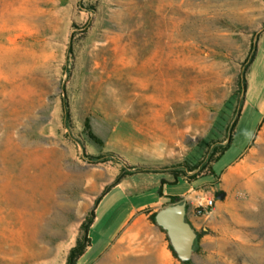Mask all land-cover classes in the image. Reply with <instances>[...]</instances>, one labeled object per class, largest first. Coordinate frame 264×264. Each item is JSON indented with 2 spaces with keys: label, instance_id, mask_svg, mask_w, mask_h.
Segmentation results:
<instances>
[{
  "label": "rangeland",
  "instance_id": "374dc122",
  "mask_svg": "<svg viewBox=\"0 0 264 264\" xmlns=\"http://www.w3.org/2000/svg\"><path fill=\"white\" fill-rule=\"evenodd\" d=\"M252 43L260 80L264 0H0V264H64L103 188L125 167H153L151 155L168 149L163 128L179 120L182 160L160 166L178 171L167 190L214 182L215 198L234 195L230 212L192 225L200 235L187 264H264V141L228 168L262 116L242 113L217 158ZM150 193L113 192L78 264L110 254L130 206ZM150 214L139 215L136 253L181 264Z\"/></svg>",
  "mask_w": 264,
  "mask_h": 264
},
{
  "label": "crops",
  "instance_id": "0c3cea01",
  "mask_svg": "<svg viewBox=\"0 0 264 264\" xmlns=\"http://www.w3.org/2000/svg\"><path fill=\"white\" fill-rule=\"evenodd\" d=\"M256 59V58H255ZM255 59L252 62L247 74H246V89L243 94V104L240 109V112L237 116V120L239 119V116L244 113L247 109H251L254 114L258 115L259 117L262 116V120L258 126V128L255 131V135L241 154L234 160V162L230 165H228V168L233 167L238 159L245 153L250 152V154L253 153V149L259 148L264 141V77L260 80H258L259 75H257V72L253 73V65L255 63ZM260 81V83H258ZM163 133L165 135L164 137V144L168 145V149L162 153L156 151L153 155L150 157V164L153 165V167L156 169L155 171H136L129 175H125L122 177L116 184L110 187V189L100 198V200L97 202V204L94 207V219L93 223L97 221V212L99 211V208L104 204L106 200H108L113 192H116L119 195L120 201L123 199H130L131 197H138L142 195L145 191H150L149 199L147 200H141L138 199L137 203H133L127 213V216L125 218V221L128 220L127 223L130 221V225L139 218V215L141 214V211L144 209H150L151 213L155 212L157 209H159L161 206L166 205V203L169 200L170 196H178L182 200V196L185 193H170L167 190V184L170 182H176L177 179L172 177V175L166 170V169H160V166L163 164H168L175 161L182 160V125L181 121L179 120L178 126L176 124L173 125V127L163 128ZM213 173V172H212ZM222 174V173H221ZM220 174V175H221ZM163 181V182H162ZM214 183V182H213ZM213 183H211L212 186L208 188V194L214 195L213 190ZM238 187H235L234 189H237ZM159 189H161V193H159ZM234 199V195H231L229 197L230 201H225L222 198H216V202L214 205V209H212V212H216L217 215L227 211L230 212V205L231 200ZM116 201V200H115ZM141 218V217H140ZM186 220L193 225L194 227L200 226L202 223V216H195L189 208H186ZM213 222V221H212ZM90 225V227L92 226ZM157 226V225H156ZM158 227V226H157ZM159 228V227H158ZM90 229V228H89ZM128 229V228H127ZM126 229V230H127ZM125 230V231H126ZM160 235L162 234L160 231V228L158 229ZM124 231V232H125ZM123 232V234H124ZM158 233V234H159ZM122 234V235H123ZM121 235V236H122ZM120 236V237H121ZM120 239V238H119ZM118 241V240H117ZM116 241V242H117ZM116 245H112L113 247ZM128 244L124 246L127 247ZM89 246L87 247L86 251L88 250ZM132 251V256H142L138 255L136 252L138 249H136L135 246L129 245V249L126 248L124 251ZM85 251V253H86ZM84 253V254H85ZM83 254V255H84ZM82 255V257H83ZM149 255V254H148ZM151 255V254H150ZM80 259H84V258Z\"/></svg>",
  "mask_w": 264,
  "mask_h": 264
},
{
  "label": "trees",
  "instance_id": "16d2710c",
  "mask_svg": "<svg viewBox=\"0 0 264 264\" xmlns=\"http://www.w3.org/2000/svg\"><path fill=\"white\" fill-rule=\"evenodd\" d=\"M255 50H256V45L255 43L251 44V48H250V54L249 57L246 59L245 66L247 67L254 59L255 56ZM238 89L239 92L241 93V98H240V103H239V108L241 109L242 104H243V94L244 91L246 89V79H245V70L244 72H242L240 74L239 77V82H238ZM62 105L64 108V112H65V118L69 117V113L67 110V103L65 100V97H62ZM240 112V110H239ZM238 112V114H239ZM237 117L232 121L230 128H229V132L230 134L228 135V141L224 146H221V148L219 149V154L217 155V158L227 149V147L229 146V143L232 139V133L234 131V126L236 123ZM85 128L87 130H89V124L88 121L85 122ZM89 135L93 136L92 133L90 131ZM216 158V159H217ZM160 169H167L166 167L160 168ZM156 169L154 167H140V166H128L125 167L124 169H122L121 173H119L114 181L113 184L111 186H113L114 184H116L122 177H124L125 175H129L131 173H133L134 171H155ZM172 174L174 176L175 179L178 178V171H172ZM163 182V181H162ZM110 189V187H104L101 194L99 195V197H97V199L95 200V205L97 204V202L100 200V198ZM159 193H161V189H159ZM180 201H182L178 196H170L169 200L166 204H175V203H179ZM154 215L155 212H152L149 215V219L151 220L152 223L155 224L154 221ZM94 219V212L93 210L89 212L88 217L84 218L82 220V222L80 223L79 226V230H80V234L78 235V237L75 239V243L73 246H71L67 252L66 255V259L64 264H78L80 258L82 257V255L85 253L86 249L88 246H90V238L88 236V231L90 228V225L92 224ZM160 228V227H159ZM161 231L165 232L163 229L160 228ZM197 237H199V233H196ZM168 249L170 250L171 254L177 258L178 260H180L181 264H187L188 263V259H179L178 256L176 255L175 251L173 250L172 246L170 245V243H168Z\"/></svg>",
  "mask_w": 264,
  "mask_h": 264
},
{
  "label": "water",
  "instance_id": "95a60500",
  "mask_svg": "<svg viewBox=\"0 0 264 264\" xmlns=\"http://www.w3.org/2000/svg\"><path fill=\"white\" fill-rule=\"evenodd\" d=\"M223 192L216 194L222 198ZM155 224L163 229L170 245L179 259H188L192 252L196 232L186 220V207L184 201L175 204H166L155 211Z\"/></svg>",
  "mask_w": 264,
  "mask_h": 264
},
{
  "label": "bare ground",
  "instance_id": "6f19581e",
  "mask_svg": "<svg viewBox=\"0 0 264 264\" xmlns=\"http://www.w3.org/2000/svg\"><path fill=\"white\" fill-rule=\"evenodd\" d=\"M230 175L226 177V182H230ZM57 206V205H56ZM61 206V205H60ZM57 215V214H56ZM56 218V217H55ZM53 221H55L53 219ZM146 226L143 223L142 218H137L132 225L124 232L121 238L116 242V245L113 247L112 252L102 258V260L97 264H163L160 261V257L155 254L151 255H143V256H132V251H124V249L128 248L129 245H132L130 241H132V236L140 234L145 230ZM137 239V238H136ZM136 241V240H133ZM132 241V242H133ZM128 244L127 247L124 246ZM259 259V258H258Z\"/></svg>",
  "mask_w": 264,
  "mask_h": 264
},
{
  "label": "built area",
  "instance_id": "2783aa9c",
  "mask_svg": "<svg viewBox=\"0 0 264 264\" xmlns=\"http://www.w3.org/2000/svg\"><path fill=\"white\" fill-rule=\"evenodd\" d=\"M182 201L195 216H204L211 213L216 198L213 194H208V189L190 187L182 196Z\"/></svg>",
  "mask_w": 264,
  "mask_h": 264
}]
</instances>
